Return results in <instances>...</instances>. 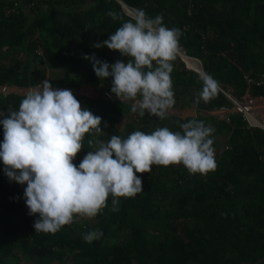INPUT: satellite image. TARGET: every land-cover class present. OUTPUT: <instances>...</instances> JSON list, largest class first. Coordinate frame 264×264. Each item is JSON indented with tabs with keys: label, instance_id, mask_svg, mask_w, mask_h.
<instances>
[{
	"label": "trees",
	"instance_id": "16d2710c",
	"mask_svg": "<svg viewBox=\"0 0 264 264\" xmlns=\"http://www.w3.org/2000/svg\"><path fill=\"white\" fill-rule=\"evenodd\" d=\"M122 1L151 18L162 16L170 29L179 28V47L201 60L204 73L218 82L216 96L197 104L201 72L176 55L173 109L214 112L233 108V99L264 100V0ZM126 11L118 0H0V87L30 89L47 79L54 88H90L116 96L112 78L97 77L84 56L109 64L128 62L119 51L93 46L132 18ZM74 96L102 118L103 130L85 135L84 148L73 161L77 166L94 150L89 139L98 146L112 135L126 138L137 130L179 131L195 119L214 129L210 138L217 167L192 174L182 164L154 165L151 173H137L143 191L118 198L117 211L111 210L109 196L100 214L77 216L52 234L35 232L38 216L29 215L27 185L11 181L0 160V264H264V129L250 126L241 113L228 119H161L146 111L141 117L130 103ZM24 97L0 94V112L18 110ZM223 136L228 141L219 154ZM95 230L102 236L86 242L84 235Z\"/></svg>",
	"mask_w": 264,
	"mask_h": 264
},
{
	"label": "clouds",
	"instance_id": "9594fccd",
	"mask_svg": "<svg viewBox=\"0 0 264 264\" xmlns=\"http://www.w3.org/2000/svg\"><path fill=\"white\" fill-rule=\"evenodd\" d=\"M114 20L118 13L109 11ZM179 28H168L163 17H149L144 10L122 23L107 40L95 48L107 47L128 57V62L109 64L95 56L92 61L100 79L112 78L111 91L121 101L131 100L132 111L143 117L147 111L161 119L175 105L173 61L182 36ZM203 88L195 101L210 102L218 92V82L201 73ZM139 97V99H138ZM3 142L0 160L11 181L27 185L24 198L35 232L55 234L79 217H95L112 197V211L118 198L134 197L143 191L137 173H151L154 165H183L190 173L207 174L216 169L214 129L203 121L190 120L179 131L159 127L151 133L134 131L126 138L112 135L108 142L88 140L89 151L77 166L73 161L81 152L86 134L101 133L102 118L93 114L71 90L54 88L45 79L29 89L18 110L0 112ZM102 232L84 235L88 243Z\"/></svg>",
	"mask_w": 264,
	"mask_h": 264
},
{
	"label": "rangeland",
	"instance_id": "374dc122",
	"mask_svg": "<svg viewBox=\"0 0 264 264\" xmlns=\"http://www.w3.org/2000/svg\"><path fill=\"white\" fill-rule=\"evenodd\" d=\"M128 13L131 14L132 16H134L135 13H136V10L132 9V8H129V12ZM179 49L181 50L180 47H179ZM180 52L183 53L184 51H182V50L179 51L178 50V52H177V54L181 55V57H182V54ZM190 63L193 66V68L202 70V64L200 63V61H198L196 59H190L189 60V65H190ZM249 82H251V80ZM28 90L29 89L22 90V89H20L18 87L5 86V87H0V94L6 95V94H10V93H23V91L26 92ZM75 91H73L72 93L73 94L78 93V94H82V95L86 94V95H91L93 97L102 96V93H100V92H95V91L87 90V89H82L80 91L75 90ZM103 96H105L106 99L108 98L107 95H105V94ZM252 100H254L253 104H251V102L241 103V102L235 101V104L233 105V108H231V109L225 108V109H222V110H215L214 112H207V111L199 110V109H197L195 107H189V108L186 107V108H184L182 110L171 109L169 111V113L167 114V116L171 117V118H183V119H185V118H188V117H198V116H202L203 117V116L214 115L216 117H219L220 119H228L230 117V115L233 114V113H241V114H243L245 116L246 120L252 126H263L264 125V100L261 99V98H255V99H252ZM122 101H124L126 103H130V104L134 103L131 100H122ZM250 110H251V112L248 114L250 116V119H249V117H247V111H250ZM218 139L221 142V144H220V146L218 148V153L221 154L222 151L224 150L225 146H226V143L228 141V137L227 136H223V137H219ZM214 155H215V151H214Z\"/></svg>",
	"mask_w": 264,
	"mask_h": 264
},
{
	"label": "water",
	"instance_id": "95a60500",
	"mask_svg": "<svg viewBox=\"0 0 264 264\" xmlns=\"http://www.w3.org/2000/svg\"><path fill=\"white\" fill-rule=\"evenodd\" d=\"M122 5H123V8L124 9H126L127 7H129V8H132V7H130V6H128L126 3H124L122 0H118ZM132 9H135V8H132ZM136 11H137V9H135ZM127 12V11H126ZM128 13V12H127ZM129 14V13H128ZM129 15H131V14H129ZM132 16V15H131ZM133 17V16H132ZM182 50V49H181ZM182 51H184L183 53H181L182 54V57H183V59L185 60V62L187 63V61H186V59H185V57H188L189 58V56L187 55V53H186V51L185 50H182ZM178 55V54H177ZM178 56H181V55H178ZM196 59V58H195ZM196 60H198V61H200V63L202 62L201 60H199V59H196ZM202 64V63H201ZM192 70H195V69H192ZM195 71H198V72H201V73H204V70H203V68H202V70L201 71H199V70H195ZM105 93H107V96H109V98H111V99H114L115 97L114 96H111L108 92H105ZM260 128H262V129H264V125L263 126H259Z\"/></svg>",
	"mask_w": 264,
	"mask_h": 264
},
{
	"label": "crops",
	"instance_id": "0c3cea01",
	"mask_svg": "<svg viewBox=\"0 0 264 264\" xmlns=\"http://www.w3.org/2000/svg\"><path fill=\"white\" fill-rule=\"evenodd\" d=\"M126 10V9H125ZM31 89V88H30ZM85 89H87V90H92V91H95V92H100V93H102V96L105 94V95H107V93H105V92H101V91H96V90H93V89H90V88H85ZM22 90H24V89H22ZM69 90H71L72 92L73 91H75V90H77V91H80V90H78V89H76V88H74V89H69ZM27 92V91H26ZM26 92L25 91H23V93H25L26 94ZM76 92V91H75ZM109 93V92H108ZM10 94H12V93H10ZM4 95V94H3ZM6 95H9V94H6ZM80 95H82V94H80ZM83 95H86V94H83ZM111 96H114V95H112V94H110ZM89 96H91V95H89ZM108 98V100H115V101H121L117 96H114L115 98L114 99H111V98H109V96H107ZM122 102H124V101H122ZM126 103V102H125ZM189 108V107H188Z\"/></svg>",
	"mask_w": 264,
	"mask_h": 264
},
{
	"label": "built area",
	"instance_id": "2783aa9c",
	"mask_svg": "<svg viewBox=\"0 0 264 264\" xmlns=\"http://www.w3.org/2000/svg\"><path fill=\"white\" fill-rule=\"evenodd\" d=\"M252 82V81H251ZM235 101H237V100H234L233 99V102H234V104H235ZM254 100H252V99H249V100H247V101H245V102H241V103H247V102H251V104H253L254 102H253ZM239 102V101H238ZM248 110V109H247ZM251 112V110L250 111H247V117H249V119H250V116L248 115L249 113ZM245 117V116H244ZM250 126H252L251 124H250Z\"/></svg>",
	"mask_w": 264,
	"mask_h": 264
},
{
	"label": "bare ground",
	"instance_id": "6f19581e",
	"mask_svg": "<svg viewBox=\"0 0 264 264\" xmlns=\"http://www.w3.org/2000/svg\"><path fill=\"white\" fill-rule=\"evenodd\" d=\"M126 10L129 12V7H127ZM179 51H181V50L179 49ZM180 53H181V52H180ZM185 59H186V61H188V63H189V60H190V59H194V58H191V57H189V58H188V57H185ZM190 65H191V63H190ZM191 66H192V65H191ZM192 68H193V66H192ZM193 69H195V68H193ZM195 70H199V71H201L200 69H195Z\"/></svg>",
	"mask_w": 264,
	"mask_h": 264
}]
</instances>
